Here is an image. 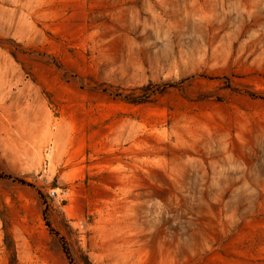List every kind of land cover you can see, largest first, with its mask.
<instances>
[{
	"label": "rangeland",
	"instance_id": "rangeland-1",
	"mask_svg": "<svg viewBox=\"0 0 264 264\" xmlns=\"http://www.w3.org/2000/svg\"><path fill=\"white\" fill-rule=\"evenodd\" d=\"M0 264H264V0H0Z\"/></svg>",
	"mask_w": 264,
	"mask_h": 264
}]
</instances>
